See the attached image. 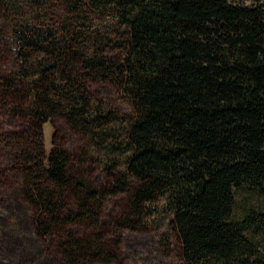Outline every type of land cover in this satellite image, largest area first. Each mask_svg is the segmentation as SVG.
Here are the masks:
<instances>
[{
  "label": "trees",
  "instance_id": "obj_1",
  "mask_svg": "<svg viewBox=\"0 0 264 264\" xmlns=\"http://www.w3.org/2000/svg\"><path fill=\"white\" fill-rule=\"evenodd\" d=\"M100 1L124 29L118 53L65 26L68 8L0 0V46L15 67L0 77L1 105L28 124L7 141L36 235L58 238L65 264H115L121 233L144 228L161 203L181 264H264V207L235 214L241 192L264 201V6ZM81 3L85 24L101 8ZM93 81L132 100L126 141L110 128L119 114L92 96ZM55 119L103 148L108 185L69 174L72 155L57 133L47 152L44 125ZM122 195L125 215L106 232V205Z\"/></svg>",
  "mask_w": 264,
  "mask_h": 264
},
{
  "label": "rangeland",
  "instance_id": "obj_2",
  "mask_svg": "<svg viewBox=\"0 0 264 264\" xmlns=\"http://www.w3.org/2000/svg\"><path fill=\"white\" fill-rule=\"evenodd\" d=\"M52 10L65 7L64 24L83 41L101 40L100 47L118 53L123 41V28L115 23L113 5L105 6L95 0L101 9L89 22L83 23V0H38ZM246 6H264V0H230ZM98 6V7H99ZM79 7V9H75ZM69 12V13H68ZM2 25V21L0 19ZM0 46V77L15 69L14 65L2 54ZM92 96L106 111L119 114L123 120L117 126H111L119 142L128 137L129 121L136 118V112L130 97L116 84L109 81L89 83ZM1 102L0 89V264H65L59 251L58 238L41 239L35 233L34 212L24 196L23 177L15 163L11 151L13 138L22 133L27 122L5 112ZM67 146L72 155L69 174L72 177L91 182L94 186L104 187L109 183L105 170L109 160L103 148L90 142L83 134L72 131L61 119H55L44 125V143L48 153L53 149V137ZM10 144V145H9ZM127 197L118 196L109 200L103 215V228L111 232L114 223L125 215ZM263 199L254 192L244 191L238 194L235 214L244 218L249 211L261 210ZM155 214L146 221L141 230L123 231L122 243L118 249L119 260L115 264H181L180 243L172 225V217L161 203L153 207ZM112 238L108 236V240Z\"/></svg>",
  "mask_w": 264,
  "mask_h": 264
}]
</instances>
